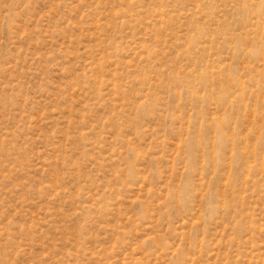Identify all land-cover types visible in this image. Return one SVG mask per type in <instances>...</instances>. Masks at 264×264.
I'll use <instances>...</instances> for the list:
<instances>
[{
  "label": "rangeland",
  "instance_id": "374dc122",
  "mask_svg": "<svg viewBox=\"0 0 264 264\" xmlns=\"http://www.w3.org/2000/svg\"><path fill=\"white\" fill-rule=\"evenodd\" d=\"M0 264H264V0H0Z\"/></svg>",
  "mask_w": 264,
  "mask_h": 264
}]
</instances>
